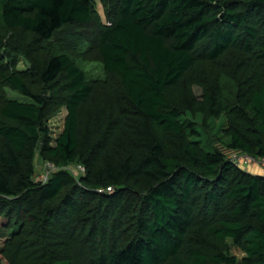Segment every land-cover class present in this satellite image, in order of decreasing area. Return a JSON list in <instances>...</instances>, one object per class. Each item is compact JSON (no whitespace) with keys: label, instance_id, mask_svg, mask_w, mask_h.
<instances>
[{"label":"trees","instance_id":"trees-1","mask_svg":"<svg viewBox=\"0 0 264 264\" xmlns=\"http://www.w3.org/2000/svg\"><path fill=\"white\" fill-rule=\"evenodd\" d=\"M229 151L264 157V0H0V264H264V174Z\"/></svg>","mask_w":264,"mask_h":264},{"label":"rangeland","instance_id":"rangeland-1","mask_svg":"<svg viewBox=\"0 0 264 264\" xmlns=\"http://www.w3.org/2000/svg\"><path fill=\"white\" fill-rule=\"evenodd\" d=\"M97 11H98L101 19L103 21H105L106 18H105L102 6L100 4H97ZM91 64L92 63H86L84 65L87 69L89 67H93L90 71H88V76L90 78L103 79L104 73L102 72V69H101V66H102L101 63L99 62L98 65H96V66H93V64L95 65V63H93L92 65ZM99 65H101V66H99ZM17 67L20 70L26 68L25 63L21 59L18 62ZM192 92H193L194 96L196 97V99L201 98L202 88L200 85H198L196 83L192 84ZM9 95L12 98H15L18 100H22V101L29 100L28 97L20 94L17 91H11L10 89H9ZM97 98H100L99 94H98ZM64 114H65V111L62 110L57 115L53 116L49 120V125H50V128H51L53 133H58V131L62 128ZM223 127H224V119L222 116H220L217 119H210L209 122H207V126L205 127V129L202 128L204 130V134H202L203 137H202L201 141L203 142V145L207 147V149L211 147L209 144H206L207 143L206 141H208L207 137H209L210 139H213V141L215 142L214 143L215 146H218V145L220 146V140L219 139H221L220 135L222 133ZM199 139H201V138L199 137ZM229 152H233V151H229ZM229 152H227V154ZM242 167H244V169H248L249 171L254 172L255 174L264 173V168L259 167L258 165H251L250 166L247 164H243ZM40 169H41L40 159H38V157H35V171H36L35 175L36 176H38V174L40 173ZM59 221L62 222L63 219H60ZM2 223L3 222L0 223V261L2 263H5V260L3 259V256H2V252L6 248V245H7L9 236H10L9 235L10 229L2 227ZM231 250H232V253L236 254L239 257H241L243 254L238 248H236L234 246H232Z\"/></svg>","mask_w":264,"mask_h":264},{"label":"built area","instance_id":"built-area-1","mask_svg":"<svg viewBox=\"0 0 264 264\" xmlns=\"http://www.w3.org/2000/svg\"><path fill=\"white\" fill-rule=\"evenodd\" d=\"M61 130V129H60ZM59 130V131H60ZM58 131V132H59ZM54 136H56L57 133H53ZM227 157L236 165L242 167L243 164L247 165H258L259 167L264 168V157H253L247 153L241 152V151H233L229 152L227 154ZM56 165L52 163L51 161H42L41 162V169L40 173L38 174V179L41 182H45L50 177L51 173L56 169ZM66 169L70 170L74 176H78L79 174L83 173L85 171L84 166L81 164H69L65 166ZM244 168V167H242ZM111 187L108 186L105 189H99V192H107L110 191Z\"/></svg>","mask_w":264,"mask_h":264},{"label":"crops","instance_id":"crops-1","mask_svg":"<svg viewBox=\"0 0 264 264\" xmlns=\"http://www.w3.org/2000/svg\"><path fill=\"white\" fill-rule=\"evenodd\" d=\"M262 174H264V173H262Z\"/></svg>","mask_w":264,"mask_h":264}]
</instances>
